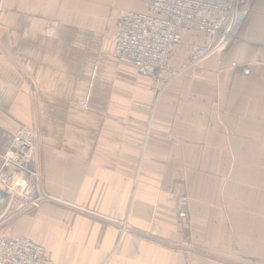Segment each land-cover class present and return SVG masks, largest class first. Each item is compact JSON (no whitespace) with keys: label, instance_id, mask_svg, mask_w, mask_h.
I'll return each instance as SVG.
<instances>
[{"label":"crops","instance_id":"0c3cea01","mask_svg":"<svg viewBox=\"0 0 264 264\" xmlns=\"http://www.w3.org/2000/svg\"><path fill=\"white\" fill-rule=\"evenodd\" d=\"M120 9L144 4L0 0V154L33 129L31 184L58 199L0 189V237H30L54 264H264V0L158 96L114 55ZM205 40L186 33L172 65Z\"/></svg>","mask_w":264,"mask_h":264},{"label":"built area","instance_id":"2783aa9c","mask_svg":"<svg viewBox=\"0 0 264 264\" xmlns=\"http://www.w3.org/2000/svg\"><path fill=\"white\" fill-rule=\"evenodd\" d=\"M144 11L120 9L112 25L114 55L132 65L138 75L149 77L158 96L169 81L214 54H223L237 38L240 15L247 14L254 0H142ZM205 36L203 43L189 45V60L182 67L171 63L173 51L188 33ZM232 68L247 76V65L237 61ZM35 132L26 126L13 134L9 147L0 154V189L29 207L58 200L31 184L34 172L26 167L32 158ZM176 216H186V199L180 198ZM0 264H54L44 246L27 236L0 237Z\"/></svg>","mask_w":264,"mask_h":264},{"label":"rangeland","instance_id":"374dc122","mask_svg":"<svg viewBox=\"0 0 264 264\" xmlns=\"http://www.w3.org/2000/svg\"><path fill=\"white\" fill-rule=\"evenodd\" d=\"M193 67V66H192ZM230 67L232 68V66L230 65ZM233 69V68H232ZM234 70V69H233ZM235 71V70H234ZM183 179H181V181H182ZM175 202H176V205H175V207L177 208V205H178V203H179V199L180 198H185L186 199V204H187V198H186V196H185V194L182 192V191H180L178 194L176 193L175 194ZM188 217V209H187V205H186V216L184 217V219H186ZM181 219V218H180Z\"/></svg>","mask_w":264,"mask_h":264},{"label":"water","instance_id":"95a60500","mask_svg":"<svg viewBox=\"0 0 264 264\" xmlns=\"http://www.w3.org/2000/svg\"><path fill=\"white\" fill-rule=\"evenodd\" d=\"M8 194V193H7Z\"/></svg>","mask_w":264,"mask_h":264}]
</instances>
